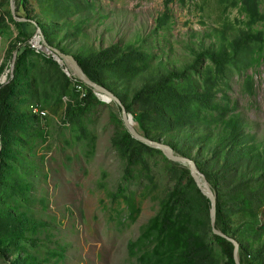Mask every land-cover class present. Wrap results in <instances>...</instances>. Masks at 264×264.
<instances>
[{"label": "rangeland", "instance_id": "obj_1", "mask_svg": "<svg viewBox=\"0 0 264 264\" xmlns=\"http://www.w3.org/2000/svg\"><path fill=\"white\" fill-rule=\"evenodd\" d=\"M23 3L25 15L43 24L53 33L54 47L69 54L93 58L113 45L143 54L144 62H131L129 71L119 73L111 67L104 72L109 82L119 83H112V88L124 96V107L145 81L168 70L186 72L182 89L191 92L195 88L201 96L198 102H184L181 107L164 99L166 105H172L167 114L174 115V124L166 132H155L165 144L184 128L176 124L186 122L187 111L191 119L209 123L213 135L220 134L234 118L240 141L254 146V151L256 147L264 149V0ZM12 19L10 0H0L2 86L14 78V50L33 37L32 42L37 31L31 23L20 28ZM243 38L245 44L234 52L235 42ZM222 48L229 54L222 67L201 54H219ZM65 76L57 61L33 46L23 59L11 100L16 116L0 150L7 155L0 200L13 207L18 216L32 219L36 232H29L28 240L17 247L5 225L0 230L2 243L13 246L0 252V264L18 261L25 248L39 257L35 264H193L182 256L185 239L174 235V246L179 247L170 255L166 247L157 246L160 239L155 240L148 231L153 228L161 201L179 186L189 191V198L196 199L189 221L199 243L212 250L216 264H228L213 239L203 199L189 190L188 166L151 146L142 147L141 159L131 163L129 149L119 142L127 128L121 115L115 114L116 110L121 113V108L113 102L97 98L98 102L87 106L78 120L69 122L67 108L84 98V87L73 77L67 76L68 82ZM126 77L131 79L129 85L125 84ZM34 107L45 110L46 115L35 112ZM140 112V105H135L130 114L135 120ZM154 124L157 127V122ZM197 151L198 147L192 146L191 154ZM174 152L182 155L179 150ZM211 156V151L201 152L206 160ZM245 158L239 160V166L250 165ZM208 185L212 189L209 181ZM227 220L248 250L249 261L264 264L260 252L264 245V205L257 217L234 210Z\"/></svg>", "mask_w": 264, "mask_h": 264}, {"label": "trees", "instance_id": "obj_2", "mask_svg": "<svg viewBox=\"0 0 264 264\" xmlns=\"http://www.w3.org/2000/svg\"><path fill=\"white\" fill-rule=\"evenodd\" d=\"M25 12L23 0H15L16 16L20 19L24 18L33 21L25 15ZM12 21L20 28L31 23L19 22L14 18ZM39 25L44 31L48 43L54 47L51 38V34L53 33H49L43 24ZM32 38L23 41L22 44L14 50V54L16 53L17 55L14 78L7 86L0 85V150L6 142L7 128L11 124L13 117L16 116L14 112H12L13 107L11 105V100L15 96V91L19 84L23 59L32 49L30 44ZM243 44H245V38L237 40L235 42L234 52H237ZM58 49L64 54H69L62 48ZM201 54H203L202 56H209L212 63L217 67H222L228 62L227 60L229 58L228 51L225 48H222L219 54L211 51H206ZM201 54L198 56L200 57ZM234 55L236 54L233 53L232 56L234 57ZM73 56L92 81L111 91L122 103L125 102L124 96L118 93L116 89L112 88L113 84L119 85V83L115 81L109 82L104 72H108V70H111V67H113L117 72L121 73L124 69L129 71L130 67L128 66L131 62L137 60L144 62L142 53L137 52L136 49L122 50L119 45H113L108 49L102 50L93 58H85L76 54H73ZM66 64L71 73H73L70 64ZM65 77L69 82V78L67 76ZM185 77H187L186 72L177 70H168L163 74L157 75L154 79L145 81L143 87L134 94L131 103L127 106L125 105L129 113L132 111V107L140 105L141 112L135 114V120L138 124L136 129L141 134L150 139L161 141L157 137L155 131L162 130L166 132L169 130L171 124H174L173 114H167L168 108H171L172 105H166L163 102L164 99H170L172 104L179 103V107L183 106L184 102H187L188 105L191 104L190 102L199 101L201 93L198 90L194 88L193 91L187 92L182 89L180 84L186 79ZM128 78L129 77H126V79ZM73 79L83 85L84 98L76 104L68 106L66 118L69 122L78 120L85 113L87 106L98 102L92 89L82 83L77 76L73 75ZM121 80L124 81L125 78ZM130 83L131 79L129 78L126 80L125 84L129 85ZM197 93H200V95ZM112 105L115 106V103H112ZM115 114L120 116L119 110H116ZM185 117V123L176 124V127L179 128L183 126L184 128L179 130L172 141H169V145L173 150H179L183 156L194 160L199 171L213 186L212 189L216 191L217 202L216 227L227 236L233 237L239 242V257L241 264H254L249 261V252L242 244L240 238H238L237 233L231 231L229 228L227 215L229 212H234V210H236L242 212L244 215L257 217L260 208L264 205V149L262 150L256 147V151H254V146L240 141L239 126L234 118L231 119L220 134L213 135L209 123L205 124L199 119H191L187 111ZM153 119H155V121H153ZM155 122H157V127L154 124ZM119 142L129 149L131 163L134 160L141 159L140 149L142 147H150V145L134 138L128 130L125 131ZM192 146L198 147L199 149L196 155L191 154ZM203 150L211 151V160H206L201 157V152ZM6 156L5 150L0 151V184L5 181V173H3V171ZM243 157H246L245 161L251 162L250 165L246 167L242 165L239 166V160ZM185 173L189 190H194L193 193H195V197L197 198V194L200 199L204 201L203 205H205V211L211 226V202L198 187L195 179L191 175L189 167H186ZM184 189L185 188L179 186L173 195L161 201L158 215L153 220V228H148L149 234L154 236L155 240L160 239L157 241L159 242L157 246H161L162 249L166 247L170 255H175L179 247V245L174 246L173 243L174 235H176L178 239H185L182 251L183 257L189 258L193 264H216L212 257V250L209 249L207 245L199 243V238H197L192 226H190L189 217L196 207V199L189 198V191ZM12 210L15 209L5 206L0 200V230L7 225L16 242L14 245L19 247L24 241L28 240L27 236L29 232H36V228L33 227L31 223L32 219L27 220L26 217L22 218L18 216V212ZM210 229L214 241L227 257V263L235 264L233 243L223 236L214 234L212 227H210ZM11 246L13 245H3L2 236L0 235V252H7ZM25 250V255L21 256V254H18L19 256L16 259L18 261L12 264L37 263L39 257L29 249L25 248ZM260 252L264 257V245L260 247Z\"/></svg>", "mask_w": 264, "mask_h": 264}, {"label": "water", "instance_id": "obj_3", "mask_svg": "<svg viewBox=\"0 0 264 264\" xmlns=\"http://www.w3.org/2000/svg\"><path fill=\"white\" fill-rule=\"evenodd\" d=\"M10 6H11L12 16L15 20H17L19 22H31L35 27H37L36 36L34 37L33 41L31 42L33 47L38 49L39 52L42 51L43 53H45L46 55L52 57L55 61H57L63 67V70L68 77H73V75L77 76L82 83H84L88 88L92 89L95 96L99 100L107 101L108 103L113 102L117 106H119L121 108L120 115L122 117L124 125L134 138H136L137 140H140V141L144 142L145 144L150 145L154 148L160 149L169 159L176 161V162H179V163H182V164H185L189 167V169L191 171V175L195 179L198 187L200 188L202 193L209 198V200L211 202L210 217H211V227H212L213 233L220 235V236H223V237L227 238L230 242L233 243V245H234L233 254H234L235 264H241L240 257H239V242L235 238L227 236L225 233H223L220 229H218L216 227V216H217L216 193L214 192V190H212V189L207 190L203 186V178L205 180H206V178L199 171L195 161L192 160L191 158L176 154L170 145L165 144L162 141L150 139V138L146 137L145 135L141 134L135 127L136 122L134 120L133 115L130 114L129 112H127L123 103L121 102V100L117 96H115L108 89H106L103 86H100L97 83H95L94 81H92L85 74V72L83 71V69L79 65V62L75 59V57L73 55L64 54L60 49L51 46L48 43L46 36L44 35V32H43V30L39 24H37L35 21H30V20H27L24 18H21V19L18 18L16 16V13H15L14 0H10ZM37 36L40 38V42H41L40 46H36L34 43V40ZM16 58H17V55L15 53L14 54V60H13V65H14L13 69L14 70H15V64L17 61ZM66 63L70 64V67H71V70L73 73H71V71H70V69ZM101 97L102 98L104 97L106 99H102ZM206 182L208 183L207 180H206Z\"/></svg>", "mask_w": 264, "mask_h": 264}, {"label": "bare ground", "instance_id": "obj_4", "mask_svg": "<svg viewBox=\"0 0 264 264\" xmlns=\"http://www.w3.org/2000/svg\"><path fill=\"white\" fill-rule=\"evenodd\" d=\"M34 43L36 46H40L41 42H40V38L37 36L36 39L34 40ZM102 98V97H101ZM102 101V100H101ZM203 186L207 189V190H210V187L208 185V183L206 182V180L203 178Z\"/></svg>", "mask_w": 264, "mask_h": 264}, {"label": "built area", "instance_id": "obj_5", "mask_svg": "<svg viewBox=\"0 0 264 264\" xmlns=\"http://www.w3.org/2000/svg\"><path fill=\"white\" fill-rule=\"evenodd\" d=\"M82 87V86H81ZM84 91V90H83ZM83 96H84V93H83ZM34 111L39 113L40 115L43 114V115H46V111L39 108V107H34Z\"/></svg>", "mask_w": 264, "mask_h": 264}, {"label": "clouds", "instance_id": "obj_6", "mask_svg": "<svg viewBox=\"0 0 264 264\" xmlns=\"http://www.w3.org/2000/svg\"><path fill=\"white\" fill-rule=\"evenodd\" d=\"M32 45V44H31ZM33 46V45H32Z\"/></svg>", "mask_w": 264, "mask_h": 264}]
</instances>
